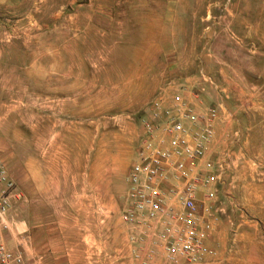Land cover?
<instances>
[{
  "label": "rangeland",
  "instance_id": "rangeland-1",
  "mask_svg": "<svg viewBox=\"0 0 264 264\" xmlns=\"http://www.w3.org/2000/svg\"><path fill=\"white\" fill-rule=\"evenodd\" d=\"M178 93L217 110L231 149L204 264H264V0H0V158L25 195L9 247L24 251L18 225L36 216L104 227L89 251L77 241L76 264H190L148 256L121 218L154 104Z\"/></svg>",
  "mask_w": 264,
  "mask_h": 264
},
{
  "label": "built area",
  "instance_id": "built-area-1",
  "mask_svg": "<svg viewBox=\"0 0 264 264\" xmlns=\"http://www.w3.org/2000/svg\"><path fill=\"white\" fill-rule=\"evenodd\" d=\"M161 102L154 104L155 121L146 124L131 167L121 218L136 227L137 240L148 242V256L161 249L171 261L204 264L217 254L211 240L224 212L219 193L228 186L231 149L221 150L215 141V108L201 112L179 93L168 106ZM24 198L0 158V264H26L23 251L1 236L10 211Z\"/></svg>",
  "mask_w": 264,
  "mask_h": 264
},
{
  "label": "crops",
  "instance_id": "crops-1",
  "mask_svg": "<svg viewBox=\"0 0 264 264\" xmlns=\"http://www.w3.org/2000/svg\"><path fill=\"white\" fill-rule=\"evenodd\" d=\"M84 189L82 187V191ZM57 198L61 201L68 200V197H63V195H57ZM88 198H90L89 195L82 192L81 194L72 195L69 200L79 202ZM71 228L60 220L56 222L38 221L34 216L33 222L23 220L18 225V246L24 249L22 251L30 264H76L74 252L80 250L77 247V241H83L81 249L83 253L89 251L92 246L91 243L93 245L97 243V237L104 227H97L100 231L98 233L92 231L93 228L89 226ZM75 230L79 231L75 232ZM9 239L11 242L12 237ZM7 243L8 246H11L9 241ZM83 243H86V245ZM82 257L87 259L89 255L83 254ZM135 260L138 262V259ZM90 264H92V261H90Z\"/></svg>",
  "mask_w": 264,
  "mask_h": 264
}]
</instances>
